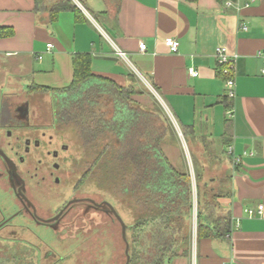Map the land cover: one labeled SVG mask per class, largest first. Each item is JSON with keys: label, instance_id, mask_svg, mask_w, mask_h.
Returning a JSON list of instances; mask_svg holds the SVG:
<instances>
[{"label": "crops", "instance_id": "1", "mask_svg": "<svg viewBox=\"0 0 264 264\" xmlns=\"http://www.w3.org/2000/svg\"><path fill=\"white\" fill-rule=\"evenodd\" d=\"M72 2L79 13L63 10L49 22L50 13L35 0H0L5 35L0 36V63L14 60L6 74L70 83L73 55L87 53L96 75L124 86L134 73L154 86L176 125L162 141L163 151L174 166L189 172L187 150L193 174L194 165L201 167L211 193L224 182L217 203L232 224L223 237L198 241L195 229L189 255L181 259L187 264H264V57L257 54L264 51V0ZM168 39L178 41L176 52L170 51ZM217 47L235 56L233 98L227 96L228 76L217 62ZM191 68L197 75L188 73ZM14 85L9 96L24 93Z\"/></svg>", "mask_w": 264, "mask_h": 264}, {"label": "trees", "instance_id": "2", "mask_svg": "<svg viewBox=\"0 0 264 264\" xmlns=\"http://www.w3.org/2000/svg\"><path fill=\"white\" fill-rule=\"evenodd\" d=\"M46 2L35 0L36 5L44 6L50 13L49 22L63 10L79 13L72 0H54L51 5ZM3 35L0 30V36ZM90 64L89 54L77 53L72 57V80L68 86L54 89L32 85L31 89L48 91L60 98L72 97L60 102L59 124H64L70 116L72 123L77 124L88 155L94 157L88 172L97 170L108 186L125 197L140 192L138 199L144 201L146 211L132 225L124 223L128 264H171L188 257L192 241V179L188 171L174 166L163 151L162 141L172 132V124L157 107V115L168 123L166 130L160 129L154 121L155 115L130 105L129 94L135 92L134 87H124L109 77L94 74ZM99 95L112 102L109 118L92 110ZM103 141V147L98 148ZM202 175L201 167L194 165L197 241L223 237L232 225L230 216L220 212L217 203L224 194V182L218 193H211ZM129 231L133 234L132 245L127 238Z\"/></svg>", "mask_w": 264, "mask_h": 264}, {"label": "rangeland", "instance_id": "3", "mask_svg": "<svg viewBox=\"0 0 264 264\" xmlns=\"http://www.w3.org/2000/svg\"><path fill=\"white\" fill-rule=\"evenodd\" d=\"M13 61V58H9L5 63H0V103L5 96H9L8 93L13 90L14 83H18L19 85L15 88L24 91L18 95V98L26 100L24 108H27L30 114L28 122L32 125V128L20 130L17 134L41 139L44 146L38 150V153L42 158H45L46 150L59 149L62 143L68 146L66 151H60L58 159L61 169L56 174L60 176L61 183L56 185L49 182L48 187L36 188L34 194L42 197L45 193L43 197H48L47 207L50 206L51 211L60 208L62 201L66 202L69 198L82 201L73 204L59 223L36 224L22 215V212L13 204L10 190L3 185L5 192L0 191V264H125V243L121 238L120 224L116 217L108 212L107 206L104 207L102 204L105 201L110 203L124 223L130 226L147 209L144 201L138 199L140 192L135 191L131 198L125 197L118 190L108 186L101 178V174L96 172L97 170L92 169L88 172L93 165L94 157L91 158L88 155L77 124L72 123L71 116L68 121L61 124V127L54 126L53 123L54 115L58 113V108L61 106L60 102L67 100L68 96L60 98L59 95L48 91L31 89L32 85L39 84L62 87L66 86L69 80L62 79L63 81L53 83L50 76L7 75V71H12L10 63ZM131 86L135 91L129 94L132 107L155 115L156 125L166 130L168 123L165 124L164 118L157 115L159 108L164 115H167L172 127L176 130L169 111L162 106L158 94L144 79L134 74V77L124 85L128 88ZM71 99L72 97H68V100ZM96 102L97 105L93 106L92 110L106 118L111 117L113 107L111 100L99 95L96 97ZM70 113L75 114L71 111ZM67 114L70 115L68 111ZM4 133L5 128L0 126L2 145L7 144L9 140ZM51 137L53 143L49 145L47 141ZM103 144L104 141L98 148H102ZM185 153L192 179V203L196 210L193 167L187 150ZM207 179L208 177L205 180ZM88 200L100 203V206L95 207ZM193 227L192 223V231ZM127 235L128 242L132 245L133 234L129 231ZM171 264L187 263L179 258Z\"/></svg>", "mask_w": 264, "mask_h": 264}, {"label": "flooded vegetation", "instance_id": "4", "mask_svg": "<svg viewBox=\"0 0 264 264\" xmlns=\"http://www.w3.org/2000/svg\"><path fill=\"white\" fill-rule=\"evenodd\" d=\"M25 101L17 96H5L0 103V126L5 128L4 134L9 139L5 145L0 143V191L5 192L3 185H6L10 190L13 204L28 220L36 224L51 225L59 223L71 206L82 200L77 198H69L66 202L63 200L60 208L51 211V207H47L48 197H43L45 193L42 197L34 194L36 188L48 187L49 182L56 185L61 183L60 176L56 174L61 169L58 159L60 151H66L68 146L62 143L59 149L46 150L45 158H42L38 153L44 146L41 139L17 134L20 130L25 131L32 126L28 122L30 114L27 108H24ZM53 123L54 126L61 127L57 113L54 115ZM52 143L51 137L47 144ZM88 201L95 207L100 206V203ZM105 205L102 204L104 207Z\"/></svg>", "mask_w": 264, "mask_h": 264}, {"label": "built area", "instance_id": "5", "mask_svg": "<svg viewBox=\"0 0 264 264\" xmlns=\"http://www.w3.org/2000/svg\"><path fill=\"white\" fill-rule=\"evenodd\" d=\"M228 5H230V2H228ZM166 44L169 47L170 51H172V52H176L177 51V49H178V41H176L174 39H168L166 41ZM51 48H52V44L48 43L46 45V50L50 51ZM145 49H146L145 43L141 44L140 45V50L144 51ZM118 54L120 56H124V54L122 52H118ZM257 54L264 57V51H258ZM215 56L217 58L218 64L222 67V69H221L222 74L228 76V78L226 80V86L228 87V95L227 96L230 97V98H233L235 96V92H234L235 84H234V79L230 76V74L232 73V65H233V62L235 60V56L228 54L226 49L223 48V47H217V49L215 51ZM188 73L190 75H192V76L197 75L196 71L194 69H192V68L188 70ZM263 73H264V71H263ZM226 113H227V115L229 117L232 116L230 111H227ZM261 210H262V205H259L257 212L260 213ZM246 212L248 213L249 216H253L254 215V212L252 210H247ZM192 219H193L192 223L194 225L192 234L195 237L196 210H195L194 206H193V209H192Z\"/></svg>", "mask_w": 264, "mask_h": 264}, {"label": "water", "instance_id": "6", "mask_svg": "<svg viewBox=\"0 0 264 264\" xmlns=\"http://www.w3.org/2000/svg\"><path fill=\"white\" fill-rule=\"evenodd\" d=\"M108 209L115 215V217L118 219L120 225H121V233H122V238L123 240L125 241L126 243V249H125V253H126V262L125 264H128V260H129V256H128V253H127V250H128V244H127V241H126V236H125V224L122 220V218L118 215V213L115 211V209L113 208V206L108 203L107 201L104 202Z\"/></svg>", "mask_w": 264, "mask_h": 264}]
</instances>
